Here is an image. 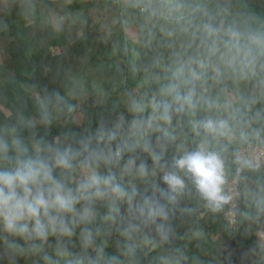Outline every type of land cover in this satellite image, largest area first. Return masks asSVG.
<instances>
[{"label":"trees","instance_id":"16d2710c","mask_svg":"<svg viewBox=\"0 0 264 264\" xmlns=\"http://www.w3.org/2000/svg\"><path fill=\"white\" fill-rule=\"evenodd\" d=\"M2 1L0 126L38 121L37 101L53 93L65 97L66 74L76 80L65 98L85 114L82 125L90 119L94 128L101 114H128L129 99L150 100L178 68L203 72L194 85L195 108L173 120L177 140L165 160L202 143L191 121L210 114L226 120L227 134L207 144L224 162L226 202L214 209L189 184L171 216L169 238L140 254V264H264L249 236L264 228V166L237 157L249 143L264 146V0ZM34 130L53 139L81 127L70 115L47 129L37 122ZM231 179L238 190L233 229L225 221ZM122 239L113 235L107 252L116 254Z\"/></svg>","mask_w":264,"mask_h":264},{"label":"clouds","instance_id":"9594fccd","mask_svg":"<svg viewBox=\"0 0 264 264\" xmlns=\"http://www.w3.org/2000/svg\"><path fill=\"white\" fill-rule=\"evenodd\" d=\"M202 76L180 67L150 100L129 99L130 116L101 114L93 128L90 119L82 125L81 111L74 118L81 130L58 138L34 129L77 111L59 93L37 101L31 125L0 126V264H140V254L169 238L189 184L214 209L226 202L224 162L207 147L209 137L227 134L226 120L191 121L202 143L165 160L177 140L173 120L195 108ZM113 235L123 238L116 254L106 250Z\"/></svg>","mask_w":264,"mask_h":264},{"label":"built area","instance_id":"2783aa9c","mask_svg":"<svg viewBox=\"0 0 264 264\" xmlns=\"http://www.w3.org/2000/svg\"><path fill=\"white\" fill-rule=\"evenodd\" d=\"M237 157L242 161H247L255 166H264V146L249 143L237 150ZM237 179H231L227 184V199L229 207L225 213V221L228 228H236L237 211L235 196L237 195Z\"/></svg>","mask_w":264,"mask_h":264},{"label":"rangeland","instance_id":"374dc122","mask_svg":"<svg viewBox=\"0 0 264 264\" xmlns=\"http://www.w3.org/2000/svg\"><path fill=\"white\" fill-rule=\"evenodd\" d=\"M4 5H5V3H4V1H2V2L0 3V10H1L2 7H4ZM32 21H33V18L31 17V18L28 20V23H31ZM58 21H59V20H58L57 16H53V18H52L51 21H50L51 24L53 25V27H54L56 30L59 28V22H58ZM133 32H134V31H133ZM1 59H2V53H1V51H0V60H1ZM75 80H76V79H75L73 76H71V75L66 74V75L64 76L63 87H64V90H65V97H66V98H67L68 87H69V85H71L72 83H74ZM230 97L232 98L233 96L230 95ZM74 105H76V104H74ZM76 106H77V111L71 114V116L73 117V119L76 118V117L78 116V114L80 113L79 108H78V105H76ZM4 112H5V113H8V111H6V110H4ZM210 116H211V114L208 115V117H210ZM81 120H82V117H81ZM262 254H264V249L262 250Z\"/></svg>","mask_w":264,"mask_h":264},{"label":"crops","instance_id":"0c3cea01","mask_svg":"<svg viewBox=\"0 0 264 264\" xmlns=\"http://www.w3.org/2000/svg\"><path fill=\"white\" fill-rule=\"evenodd\" d=\"M250 238L255 240L256 252L258 260L264 259V254H262V250L264 249V228H258L255 232L249 234Z\"/></svg>","mask_w":264,"mask_h":264},{"label":"water","instance_id":"95a60500","mask_svg":"<svg viewBox=\"0 0 264 264\" xmlns=\"http://www.w3.org/2000/svg\"><path fill=\"white\" fill-rule=\"evenodd\" d=\"M196 9H197V7L195 9H193L192 12L195 11ZM125 47H126V51H127L128 50L127 45Z\"/></svg>","mask_w":264,"mask_h":264}]
</instances>
